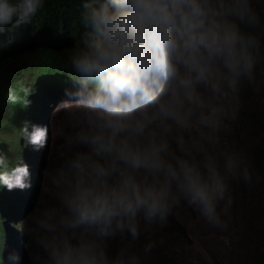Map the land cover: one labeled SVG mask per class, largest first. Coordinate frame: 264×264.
<instances>
[{
  "label": "clouds",
  "instance_id": "clouds-1",
  "mask_svg": "<svg viewBox=\"0 0 264 264\" xmlns=\"http://www.w3.org/2000/svg\"><path fill=\"white\" fill-rule=\"evenodd\" d=\"M45 5L0 0V41L18 40L13 31ZM75 5L62 98L44 115L30 109L0 153V264H146L163 243L157 230L181 210L226 238L234 182L261 181L225 137L248 97L264 95V0ZM21 92L30 88L9 84L3 100L16 109ZM54 105L59 117L47 125ZM19 139L25 157L10 160ZM52 141L63 155L43 173L25 244L12 224L33 200Z\"/></svg>",
  "mask_w": 264,
  "mask_h": 264
},
{
  "label": "trees",
  "instance_id": "trees-1",
  "mask_svg": "<svg viewBox=\"0 0 264 264\" xmlns=\"http://www.w3.org/2000/svg\"><path fill=\"white\" fill-rule=\"evenodd\" d=\"M77 15L75 0H46L36 23L13 31L19 33L18 40L4 38L0 41V153L6 154L8 142L27 120L30 109H33L31 118L44 115L50 103L62 98L61 89L67 83V50L79 35ZM41 42L48 47H42ZM9 84L17 89L21 85L30 88L29 95L19 94L16 109H13L15 104L3 100V90ZM242 121L250 137H258V130L264 125V102L248 99ZM260 141L251 146L249 161L261 175L264 172V139ZM55 144L58 148L57 142ZM59 158L58 153L53 156L49 170ZM162 230L169 236L188 238L187 229L175 217ZM157 255H161L158 264H173L168 254ZM249 256L255 264H264L261 247L253 248Z\"/></svg>",
  "mask_w": 264,
  "mask_h": 264
},
{
  "label": "rangeland",
  "instance_id": "rangeland-1",
  "mask_svg": "<svg viewBox=\"0 0 264 264\" xmlns=\"http://www.w3.org/2000/svg\"><path fill=\"white\" fill-rule=\"evenodd\" d=\"M254 102H264V95L260 97L249 96ZM54 105L47 117V125L59 117V109ZM247 125L241 120L239 125L234 126L227 134L226 141L233 149L244 150L250 160V148L253 144L260 143L264 139V125L258 130V137L251 138ZM57 141H52L46 152L40 181L33 191V200L21 215L19 223L12 224L22 232L21 242H27L24 231L27 227V213L37 203L38 197L43 201L40 185L45 179L43 176L49 162L53 160L54 154L62 157L63 150L58 151L55 146ZM28 148L22 139L18 140V147L13 150V158L16 160L25 157ZM57 152V153H56ZM234 204L229 213V230L226 238L221 239L214 229L209 228L202 219H197L190 210H181L175 218L187 229L188 238L177 235L169 236L162 229L156 232V238L162 240V246L155 254L146 261V264H158L157 254H168L173 264H255L250 252L255 247L264 250V172L261 174V181L252 189L246 188L243 184H233ZM24 219V220H23ZM114 247L120 245V241L113 242ZM26 251V250H25ZM25 256L28 259L27 252Z\"/></svg>",
  "mask_w": 264,
  "mask_h": 264
},
{
  "label": "bare ground",
  "instance_id": "bare-ground-1",
  "mask_svg": "<svg viewBox=\"0 0 264 264\" xmlns=\"http://www.w3.org/2000/svg\"><path fill=\"white\" fill-rule=\"evenodd\" d=\"M5 50H7V49H5ZM10 51H11V49H10ZM57 108V107H56ZM230 148H231V146H230Z\"/></svg>",
  "mask_w": 264,
  "mask_h": 264
},
{
  "label": "built area",
  "instance_id": "built-area-1",
  "mask_svg": "<svg viewBox=\"0 0 264 264\" xmlns=\"http://www.w3.org/2000/svg\"><path fill=\"white\" fill-rule=\"evenodd\" d=\"M47 167H48V165H47Z\"/></svg>",
  "mask_w": 264,
  "mask_h": 264
}]
</instances>
